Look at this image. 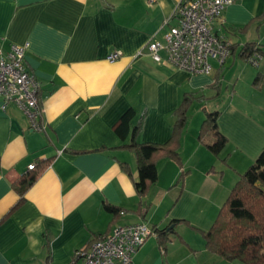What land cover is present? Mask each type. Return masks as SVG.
Wrapping results in <instances>:
<instances>
[{
	"label": "crops",
	"instance_id": "obj_1",
	"mask_svg": "<svg viewBox=\"0 0 264 264\" xmlns=\"http://www.w3.org/2000/svg\"><path fill=\"white\" fill-rule=\"evenodd\" d=\"M178 2L0 0V48L27 44L24 64L40 85L42 127L32 129L15 104L2 110L0 98V264H81L76 253L118 225L163 229L176 220L177 232L182 222L193 224L195 209L208 214L206 207L221 208L242 172L239 163L247 169L264 148V57L250 69L239 56L248 43L264 52V0H234L212 23V32L233 51L222 66L211 60L209 74L137 57L151 36L161 39L175 23L164 20ZM113 52L120 55L111 61ZM224 85L233 95L214 111L228 143L216 157L197 139L208 110L202 107L194 117L190 110L194 103H218ZM243 90L248 96H241ZM185 94L202 100L187 112L182 164L157 161L158 180L141 197L134 187L136 157L112 149L129 137L122 143L113 126L132 108V127L143 117L137 142L164 144ZM32 163L41 172L14 208L20 200L15 184ZM104 203L122 214L107 213ZM177 237L162 254L153 233L131 264H197V251Z\"/></svg>",
	"mask_w": 264,
	"mask_h": 264
},
{
	"label": "trees",
	"instance_id": "obj_2",
	"mask_svg": "<svg viewBox=\"0 0 264 264\" xmlns=\"http://www.w3.org/2000/svg\"><path fill=\"white\" fill-rule=\"evenodd\" d=\"M230 51H233L231 45ZM253 54H259L261 59L264 57L263 50L257 44L248 43L243 46L239 56L247 62ZM257 81L258 77L255 84ZM218 84L219 80L216 78L214 86L217 87ZM194 100L201 101L202 97L195 98L192 94L183 96L180 105L173 113L175 121L171 136L164 144L137 142L143 117L132 127V120L135 116L132 108L124 112L114 124L113 131L118 139L124 143L129 137V141L112 149L127 150L136 157L137 179L134 181V187L141 197L158 180L157 161L170 159L178 165L182 164L179 141L188 109ZM38 105L41 109L39 93ZM219 116V111H205L197 136L198 141L216 157L228 143V139L219 130ZM222 162L226 164V159H223ZM47 163L48 161L45 165ZM121 167L129 173L127 165L121 164ZM40 172L41 167L35 164L32 170H28L27 174L17 181L15 188L20 200L14 208L23 201V194L33 184ZM103 208L114 217L120 214V209L110 204L104 203ZM178 222L173 220L169 226L163 229H151L156 236V243L162 254H165L170 238L177 236L174 228L169 227ZM201 235L205 250L226 262L264 264V148L245 172L239 175L211 227L207 231H201Z\"/></svg>",
	"mask_w": 264,
	"mask_h": 264
},
{
	"label": "built area",
	"instance_id": "obj_3",
	"mask_svg": "<svg viewBox=\"0 0 264 264\" xmlns=\"http://www.w3.org/2000/svg\"><path fill=\"white\" fill-rule=\"evenodd\" d=\"M151 2L153 0H150ZM234 0H179L169 25L161 39L151 36L137 57L148 56L157 64H168L190 74H209L210 61L222 66L230 56V45L217 37L211 29L223 10ZM27 44H12L8 51L0 48L1 109L15 104L28 118L32 129L40 130L38 105L40 85L24 64ZM113 52L109 60L119 57ZM261 56L253 54L247 63L257 66ZM35 164H30L32 170ZM122 214V212H120ZM153 235L144 223L115 226L109 233L99 235L85 249L76 253L81 264H131L133 255Z\"/></svg>",
	"mask_w": 264,
	"mask_h": 264
},
{
	"label": "rangeland",
	"instance_id": "obj_4",
	"mask_svg": "<svg viewBox=\"0 0 264 264\" xmlns=\"http://www.w3.org/2000/svg\"><path fill=\"white\" fill-rule=\"evenodd\" d=\"M247 64L250 66V69H251L252 65H250L249 63H247ZM246 89L249 90V88L247 86L245 87V90ZM245 90L241 91L242 97H246V95H247ZM232 95L233 94H232L231 86L224 85L222 87V92H221L220 99H219L218 103H214L213 101H208V103H203L202 105L200 103H194L191 107L190 112L193 114V117H194L195 115H197L198 110L202 107H206V109L208 111H214L215 109H220L222 107L221 103H223V104L228 103L230 101ZM244 168H245V163L244 162L241 164L239 163L238 171H242L239 173L242 174L243 172H245L246 169L241 170ZM233 177H234V173H233ZM236 177L238 180L239 176H235V179H236ZM205 209H206V211H208V214L203 213V208L201 209V212H198V209H195L192 212L191 219L193 221V224L187 221V222H182V224L180 226H178V228L176 229V231H177L176 235H179L181 237V238L177 237L178 241L180 243H182L183 241L185 242V240H186L191 245V247L197 251L195 253V256L197 258V260H196L197 264H203L206 262L208 263L210 259L213 261H211L212 263H208V264H242L238 261L226 262V261L220 259L219 257H216L212 253H209L207 250H205L201 231H207L211 227V225H212L213 221L215 220L220 208H219V206L216 207V205H215V206L206 207ZM205 214H206V216H205ZM178 241H176V244L178 246H181V244L178 243ZM203 247H204V250H203ZM198 249L201 250L202 253L205 252L204 255L202 253H199ZM185 250H188V249L186 248ZM204 256H206V257L204 258Z\"/></svg>",
	"mask_w": 264,
	"mask_h": 264
},
{
	"label": "water",
	"instance_id": "obj_5",
	"mask_svg": "<svg viewBox=\"0 0 264 264\" xmlns=\"http://www.w3.org/2000/svg\"><path fill=\"white\" fill-rule=\"evenodd\" d=\"M172 227H173V225L170 226V228H172Z\"/></svg>",
	"mask_w": 264,
	"mask_h": 264
}]
</instances>
